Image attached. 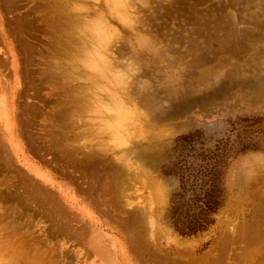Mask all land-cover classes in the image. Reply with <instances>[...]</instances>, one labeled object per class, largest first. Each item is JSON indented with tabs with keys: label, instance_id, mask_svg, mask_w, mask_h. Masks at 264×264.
I'll return each mask as SVG.
<instances>
[{
	"label": "rangeland",
	"instance_id": "obj_1",
	"mask_svg": "<svg viewBox=\"0 0 264 264\" xmlns=\"http://www.w3.org/2000/svg\"><path fill=\"white\" fill-rule=\"evenodd\" d=\"M253 115L264 0H0V264H264V131L206 232L167 218L176 138Z\"/></svg>",
	"mask_w": 264,
	"mask_h": 264
},
{
	"label": "trees",
	"instance_id": "obj_2",
	"mask_svg": "<svg viewBox=\"0 0 264 264\" xmlns=\"http://www.w3.org/2000/svg\"><path fill=\"white\" fill-rule=\"evenodd\" d=\"M239 122L223 136L196 129L176 138L171 170L164 173L179 183L171 194L167 218L180 236H197L215 223L227 199L226 177L232 160L259 148L264 118L246 116Z\"/></svg>",
	"mask_w": 264,
	"mask_h": 264
}]
</instances>
